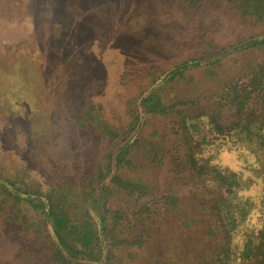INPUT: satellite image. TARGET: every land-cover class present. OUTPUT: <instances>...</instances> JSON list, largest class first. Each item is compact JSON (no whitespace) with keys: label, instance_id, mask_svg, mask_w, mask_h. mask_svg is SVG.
<instances>
[{"label":"rangeland","instance_id":"374dc122","mask_svg":"<svg viewBox=\"0 0 264 264\" xmlns=\"http://www.w3.org/2000/svg\"><path fill=\"white\" fill-rule=\"evenodd\" d=\"M183 6L178 0H0V173L43 189L85 183L116 149L115 140L91 124L79 125L86 111L120 136L127 131L137 138L122 173L153 188L146 202L156 219L149 234L142 231L143 246L115 248L108 264H154L164 245L157 231L163 223L167 239L193 245L213 225L208 221L195 232L185 224L209 216L195 210L197 184L185 177L190 172L174 112L212 101L227 115L224 82L243 80L264 62V46L235 50L219 61L214 54L259 34V22L241 17L225 0H209L197 10ZM191 57L203 60L169 73ZM151 87L167 114L148 113L134 126L135 101ZM222 158L236 168L250 161L242 151ZM173 192L182 209L165 212L162 197ZM126 198L114 191L109 207L128 205L135 215L139 205ZM1 205L0 264H54L34 219L27 230L19 222L33 213L24 204Z\"/></svg>","mask_w":264,"mask_h":264},{"label":"trees","instance_id":"16d2710c","mask_svg":"<svg viewBox=\"0 0 264 264\" xmlns=\"http://www.w3.org/2000/svg\"><path fill=\"white\" fill-rule=\"evenodd\" d=\"M178 1L186 9L197 10L209 0ZM225 4L241 17L259 22L262 31L221 48L214 53L217 61L235 50L264 46V0H225ZM202 60L203 57H191L169 73H181L189 66L200 65ZM224 94L231 107L227 115L212 101L205 102L200 109L174 112L181 151L186 155L184 163L190 172L185 177L197 184L195 210L198 212L199 207L204 216H209L208 220L191 219L185 224L195 227V232L208 221L213 225H208L206 233L193 245L184 243L182 237L181 244L179 238L167 239L166 223L161 224L157 229L163 237L161 247L168 249L159 248L154 264H264V62L257 64L243 80L225 81ZM135 102L134 126L148 113L167 114L152 87ZM89 124L115 140L116 149L85 183L75 185L69 180L64 186L43 189L41 185H29L18 174L0 173V201L9 202L11 208L24 204L33 213V218L25 217L19 222L27 230L29 221L34 219V231L44 233L50 242V260L54 264H108L115 248L143 246V232L149 234V222L156 219L146 202L155 194L153 188L141 177L122 173L137 138L128 137L127 131L120 136L116 129L86 111L79 125ZM32 135L36 137V133ZM240 151L250 156L244 166L236 168L222 161V157ZM114 191L139 205L135 215L128 205L109 207ZM162 198L165 212L174 207L182 209L181 197L174 192Z\"/></svg>","mask_w":264,"mask_h":264}]
</instances>
